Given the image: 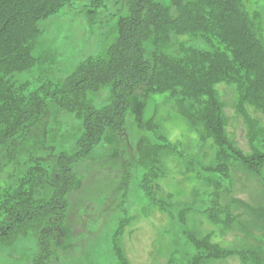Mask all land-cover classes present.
Returning <instances> with one entry per match:
<instances>
[{"label": "trees", "instance_id": "1", "mask_svg": "<svg viewBox=\"0 0 264 264\" xmlns=\"http://www.w3.org/2000/svg\"><path fill=\"white\" fill-rule=\"evenodd\" d=\"M71 1L0 0V173L15 162L10 179L17 180L0 191V243L9 246L17 237L36 231L44 245L33 264H50L57 251L53 241L60 235L54 215L67 234L63 199L81 182L72 165L102 140L112 144L114 153H120L121 144L132 147L125 126L132 114L142 111L143 100L154 92L180 87L181 99L187 101L185 111L194 109L201 132L212 138L216 148V165L211 168L219 187H213L209 205L201 212L210 209L208 216L221 229L237 226L252 240L251 245L241 241L225 252L201 239L197 251L214 259L235 253L243 264H264V204L242 207L243 202L231 194V183L224 185L228 195L216 200L221 184L229 183L230 172L237 168L252 173L264 188V135L259 120L249 113L252 108L264 115V48L243 1L169 0L176 13L172 16L160 0H115L122 8L114 13L113 41L63 79L28 90L27 83L12 77L35 63L32 50L42 33L39 21ZM104 1L93 0L92 7L103 6ZM187 33L205 35L211 49L181 44V56L168 54L171 35ZM221 82L234 87L233 107L245 118L248 139L258 142L249 153L227 131V114L215 87ZM101 95L107 103L96 107L95 99ZM61 112L78 122L79 134L71 149L54 144L56 140L57 145L65 144L62 123L55 115ZM147 130L144 125V131L132 137L135 146L140 148ZM24 153L27 160L20 162ZM42 162L46 166H40ZM41 190L45 194H39ZM245 215L251 221L241 217Z\"/></svg>", "mask_w": 264, "mask_h": 264}, {"label": "rangeland", "instance_id": "2", "mask_svg": "<svg viewBox=\"0 0 264 264\" xmlns=\"http://www.w3.org/2000/svg\"><path fill=\"white\" fill-rule=\"evenodd\" d=\"M160 1L176 16L169 0ZM242 1L264 48V0ZM91 4V0H72L58 12L41 19L42 33L32 50L35 63L15 73L12 79L27 83L28 90L63 79L81 61L99 54L113 41L117 16L111 14L120 3L107 0L100 8ZM170 38L167 52L172 57L183 54L179 49L181 44L199 50L211 49L201 33L172 34ZM215 87L227 114V131L249 153L258 142L248 139L245 118L233 107L234 87L224 82ZM174 89L150 94L143 100L142 114H133L131 123L125 126L132 139L139 133L138 128L143 131V122L148 123L140 148L132 144L133 148L128 149L121 144V153H114L119 158H109L113 152L105 144H98L72 165L81 182L64 196L63 201L68 200L63 213L68 234L53 241L57 251L50 264H197L201 258L208 259L198 264H243L235 253L214 259L197 251L201 239L225 252L241 241L251 245L252 240L237 226L221 229L208 216L210 209L201 212L209 205L207 200H211L213 187H219L215 184L217 174L211 168L216 165V148L212 138L201 132L199 118L192 114L194 109L185 111L187 101L181 99L182 89ZM105 95L95 99L96 107L107 103ZM249 113L259 120L256 123L264 135V115L252 108ZM55 115L62 123L61 132L66 139L62 140L65 144L57 145L58 140L54 144L61 150L73 148L79 134L77 120L63 112ZM26 155H20L19 161H26ZM14 164L1 169L0 191L7 182L17 181L10 179ZM40 166L46 164L42 162ZM242 169L230 172L231 180L221 184L216 200L222 194L228 195L224 185L231 183V194L243 202L242 207L264 204L260 181ZM44 191L39 194H45ZM54 216L56 230L61 226L57 215ZM241 217L251 221L249 215ZM41 245L44 241L36 231L17 237L9 246L0 243V264H33ZM117 251L124 259H118Z\"/></svg>", "mask_w": 264, "mask_h": 264}]
</instances>
